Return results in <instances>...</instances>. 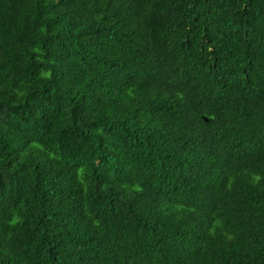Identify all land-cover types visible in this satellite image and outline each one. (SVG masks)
Instances as JSON below:
<instances>
[{
    "label": "trees",
    "instance_id": "trees-1",
    "mask_svg": "<svg viewBox=\"0 0 264 264\" xmlns=\"http://www.w3.org/2000/svg\"><path fill=\"white\" fill-rule=\"evenodd\" d=\"M0 264H264V0H0Z\"/></svg>",
    "mask_w": 264,
    "mask_h": 264
},
{
    "label": "water",
    "instance_id": "water-1",
    "mask_svg": "<svg viewBox=\"0 0 264 264\" xmlns=\"http://www.w3.org/2000/svg\"><path fill=\"white\" fill-rule=\"evenodd\" d=\"M206 119V118H205Z\"/></svg>",
    "mask_w": 264,
    "mask_h": 264
}]
</instances>
